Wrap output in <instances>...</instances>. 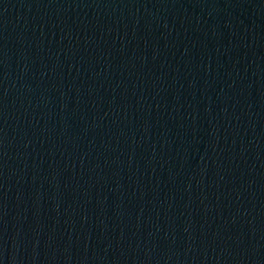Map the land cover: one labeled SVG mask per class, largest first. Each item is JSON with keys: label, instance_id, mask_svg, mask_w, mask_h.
<instances>
[{"label": "water", "instance_id": "obj_1", "mask_svg": "<svg viewBox=\"0 0 264 264\" xmlns=\"http://www.w3.org/2000/svg\"><path fill=\"white\" fill-rule=\"evenodd\" d=\"M0 264H264V0H0Z\"/></svg>", "mask_w": 264, "mask_h": 264}]
</instances>
